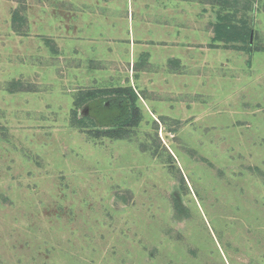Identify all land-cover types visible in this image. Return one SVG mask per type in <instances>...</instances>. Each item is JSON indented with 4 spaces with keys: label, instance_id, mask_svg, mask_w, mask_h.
<instances>
[{
    "label": "rangeland",
    "instance_id": "374dc122",
    "mask_svg": "<svg viewBox=\"0 0 264 264\" xmlns=\"http://www.w3.org/2000/svg\"><path fill=\"white\" fill-rule=\"evenodd\" d=\"M130 2L0 0V264H264V0Z\"/></svg>",
    "mask_w": 264,
    "mask_h": 264
},
{
    "label": "crops",
    "instance_id": "0c3cea01",
    "mask_svg": "<svg viewBox=\"0 0 264 264\" xmlns=\"http://www.w3.org/2000/svg\"><path fill=\"white\" fill-rule=\"evenodd\" d=\"M130 1L131 2H130V5H129V10L126 9V11L123 12V14L121 16H118V17L121 18V21L118 23V26H120V27H118V30L122 29L123 33L124 32L127 33V34H134V33L136 34V33H138L139 37H142L144 39V37H145L144 34L146 32H148V31H150L152 27L156 30L157 33H159V29H161V27H164L165 30L173 32L174 34L177 35L181 31H183V28H181V27L186 26L185 25L186 22H184V24H182L180 22L181 21V17H182V14H181L180 11H179V13H177V12L175 14L172 13L173 16H171V20H167V19L164 18L163 19L164 20L163 24H161L160 21L156 22L155 20H152L151 22L145 23L144 20L139 19L137 16H135V13L132 12L133 7L135 6L136 0H130ZM155 1H157V4L161 8H165V9L167 8L168 10H170L169 8H172V7L177 8V5H180V6L182 5L183 7L186 6V5H190V3H186V1H188V0H185V1L184 0H155ZM204 2H207V1H204ZM130 6H131V8H130ZM127 11H129V16L127 14ZM197 15L198 14H194V16H197ZM167 16H165V17H167ZM110 26L111 27H115L114 21H112L110 23V25L108 24V27L111 29ZM208 26H209V23H208ZM95 27L98 28V26H95ZM180 28H181V31H179ZM114 30H112V31H114ZM139 40H140V38H139ZM128 41L130 43V37H129ZM131 41H132V39H131ZM141 41L142 40H140V42ZM184 45H185V43H184Z\"/></svg>",
    "mask_w": 264,
    "mask_h": 264
},
{
    "label": "trees",
    "instance_id": "16d2710c",
    "mask_svg": "<svg viewBox=\"0 0 264 264\" xmlns=\"http://www.w3.org/2000/svg\"><path fill=\"white\" fill-rule=\"evenodd\" d=\"M228 14H232V16L228 15ZM235 15V12H229V13H226L224 16H220V20H226V22H224L223 24H221L219 26V29L220 30H223L225 29L226 33H224L225 31H220L218 28L215 30V39H233V38H241V42L242 43H245L246 40H248V38L250 37V34H251V27L249 26H246L245 23L246 21L245 20H242L241 22V27L240 28H237L236 24H235V20H234V16ZM228 21H229V24H228ZM223 32V33H222ZM239 32V36H236V33L238 34ZM225 34V36H224ZM247 42V41H246ZM244 48H241V49H247L248 51V46L247 44H245L244 46H242ZM115 91H128V93L130 94V98L132 101L128 102L129 105H131L132 107L134 106L135 104V101H134V98H135V94L134 92L130 89V88H118V89H114ZM86 95V97H90L92 94L94 93H90V91H86V92H83L82 95ZM122 97H125L124 95H121ZM77 103V102H76ZM134 116V115H133ZM135 118V116H134ZM138 120V119H137ZM132 121V119L127 116L125 119H122L117 125L111 127V128H107V130H103L102 132H104V135H107L109 137H113V138H116V137H121L122 136V133L124 131H122V129H120V126H123L125 124H128ZM137 121H135L134 123H136ZM100 130H96V132L93 134V135H96V136H99L100 135ZM101 132V133H102Z\"/></svg>",
    "mask_w": 264,
    "mask_h": 264
}]
</instances>
